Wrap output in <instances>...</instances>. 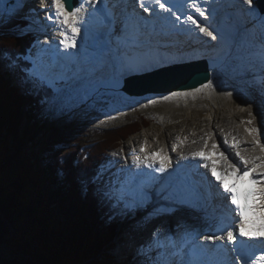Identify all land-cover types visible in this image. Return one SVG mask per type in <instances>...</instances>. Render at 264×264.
I'll return each mask as SVG.
<instances>
[{
  "label": "rangeland",
  "instance_id": "obj_1",
  "mask_svg": "<svg viewBox=\"0 0 264 264\" xmlns=\"http://www.w3.org/2000/svg\"><path fill=\"white\" fill-rule=\"evenodd\" d=\"M14 6L15 4L12 3V0H0V34L5 31L10 34L13 33V30H19L16 25L8 27V24H10L16 17L15 14H12L11 16L9 15V12L11 13L10 9ZM216 27L219 31L226 32L224 28H221L218 25ZM203 39H205V42H209L206 37ZM235 39L239 40L240 37H236ZM217 40L219 42H216L218 48L216 51L212 50L213 53H211L213 56L214 54L217 55V59L211 58L210 63L211 73H214V79L212 82L213 87L211 89H204L200 93H196L194 97L190 95L188 97H174L170 100H164L162 98L168 96L170 93L152 94L151 96H145L144 99L140 100L138 98L129 97L131 95L126 94L121 88H119V83L124 79L123 75L129 71V65H123L122 62H128L130 60V54L134 53V50L133 52L131 51V53L130 50L125 51L124 49H119V54L111 59L107 58V54H104L102 51L100 53L104 56L96 53L93 56L95 59H101V57H103L105 58V61L107 60L105 63H101L102 65L100 64V66H104L103 68L105 70L101 74L106 78L104 80H94L93 82L91 79L94 78V76H92L94 74L90 73L87 75H89L88 78L91 77V79L74 81L73 84L69 86L65 85L64 87L59 88L54 87L52 98L49 97L47 99L45 97V99L42 100L40 113H38L36 120L32 121L29 118L23 119L20 129L26 128L27 130V128L30 129V127H32V131L30 134H27L23 143H21V151L16 149L12 153L14 155H23L26 158L25 160L27 163L30 165L31 170L34 169L37 172V165L34 166L33 163L41 166L44 165V156L41 155L42 157H40L39 152L41 147L45 146L47 143L51 146L52 139H61L52 150L53 153H57V151H63V146H69L71 144L74 146L81 144V142L97 144L102 141V138L100 137L102 130L122 129L124 128L123 126L128 125L132 121H137L136 126L138 127L137 132L130 133L127 139V141L129 140V143H131L134 138H138L141 133L140 131L143 130L145 133L144 137L153 136L155 137L154 140L156 144L157 141H160L159 143H163V146L167 148V143L173 144V134L176 133L180 127L187 126V129H189L190 132H192L191 134L194 135L196 132H205L206 130L204 129L207 125L211 124L212 118L217 114L218 117H214L215 122L218 120V123H221L222 120H225L224 122L227 124L229 123L231 129L239 130V133L243 135L244 125L246 126V124L243 125V122H240L239 120L242 112L236 108L238 105L236 104V101L238 99L244 100L245 98L249 107H254V105L257 107L260 106L264 110V101L257 99V97H262V94L256 93L253 90L254 84L251 80L252 70L250 69V67L253 66V58L244 52L243 49L238 47L237 44L230 45L227 43L226 38L222 40L221 38H218ZM94 43L95 42H93V44ZM102 45L107 44L102 43L101 46ZM91 47H93L92 44ZM97 48L98 51H100L99 47ZM208 49H210V47ZM0 50V77L11 82L10 76H12V86H14L16 90L18 89L16 92H18L19 95L24 96V88L22 89V86L29 78H25L23 67L20 62L13 59L9 54L4 53L6 51H3L2 48H0ZM199 51L202 52V50ZM139 52H137V55L140 54ZM92 53H95V51ZM189 58L198 59L203 57L200 53H196V55L193 53ZM31 59L36 61L30 51L25 57V60L30 63L32 61ZM113 61L114 65H110ZM33 69L35 70L37 67ZM88 69L98 71L94 67ZM10 71H13V73ZM33 75L35 74H33L32 71H29L27 77ZM32 82L36 83L35 80ZM40 86L41 84L38 83L37 87L40 88ZM34 87H36L35 84ZM191 91L192 89L187 90V92ZM229 93H231V95H228ZM150 100H155L156 103H149ZM220 109H222V111L219 112L218 110ZM234 114L239 119H236L235 116L231 118ZM228 117L229 120H227ZM146 126L149 127L144 130V127ZM147 133L149 135H147ZM161 134L163 135L160 138ZM157 135L159 136V139H157ZM166 139H168L169 142L165 141ZM125 142L126 140L118 141L116 144L117 147L115 148L116 151L120 150ZM216 144H219V142ZM232 149L235 151L234 148ZM253 150L257 151V148H254ZM110 151L107 152L106 150L103 157L96 164L92 182L96 180L97 171L107 162L104 160L100 163V161L102 159L110 158ZM113 152L114 151H112L111 154ZM35 153L38 154V156H36ZM34 170L32 171L33 173ZM38 176L40 178V175ZM94 187L92 186L91 193L95 199L96 206H101L103 208L101 209L103 212L101 213L100 219H97L95 222L99 234L101 235L102 233L103 237L101 242H99L98 252L94 258L104 261L111 260L109 262L112 264H120V260L115 259V253L112 249L108 248L111 242L114 244L113 230H115L113 226L109 224L111 220L105 221L104 219L105 215H107V211H104V206L106 205V207H108V202L105 201L104 196L99 197L101 194L98 193V195L96 193L98 191L97 189L95 191ZM43 189H41L42 196L45 195ZM119 210H112V214L117 217L113 218V220H121L128 216H124V212L123 216H120L122 215V211H120V213ZM127 211L128 214L130 213L129 211H135L137 214V209L134 208V205L127 207ZM160 212L161 210L157 209V207L151 209V211L148 210V208L144 211L147 223L144 225L139 224L140 227L138 230L141 234L145 228L151 227L149 228V231L153 234L155 229L161 227V222L159 221L156 224L150 223L151 220L157 221ZM156 213L158 214L156 215ZM178 214L179 217H182L180 213H176L172 218H176ZM135 233L133 234L134 239L136 238ZM11 237H13V232L9 230L6 238L10 239ZM124 240L125 242L123 241V244H126L128 241L127 238L125 237ZM120 247L121 246L119 245L118 250ZM25 258L26 257H24L22 253L13 251L7 243L2 242L0 244L1 264H28ZM88 262H93V258L89 259ZM124 262L128 264L127 261Z\"/></svg>",
  "mask_w": 264,
  "mask_h": 264
},
{
  "label": "trees",
  "instance_id": "obj_2",
  "mask_svg": "<svg viewBox=\"0 0 264 264\" xmlns=\"http://www.w3.org/2000/svg\"><path fill=\"white\" fill-rule=\"evenodd\" d=\"M31 41L20 30L0 34V48L21 63L26 79L25 57ZM23 88L24 96L0 77V244L5 242L22 253L28 264H112L94 258L103 237L95 222L103 208L96 206L89 180L107 148L137 132V121L122 129L102 130V141L97 144H71L57 153L52 150L61 139H52L51 146L41 147L44 165L33 163L38 168L33 173L26 158L12 152L21 151V143L32 131V127L20 129L23 119L36 120L42 100L52 98L53 90L34 87L30 78ZM107 206L104 219H111L114 228L113 218L117 217ZM9 230L13 232L10 239L6 238ZM91 258L93 262H88Z\"/></svg>",
  "mask_w": 264,
  "mask_h": 264
},
{
  "label": "bare ground",
  "instance_id": "obj_3",
  "mask_svg": "<svg viewBox=\"0 0 264 264\" xmlns=\"http://www.w3.org/2000/svg\"><path fill=\"white\" fill-rule=\"evenodd\" d=\"M89 1H92V0L82 1L81 4H79L77 6V7H82V11L79 13L78 27H79L80 31H79V34L76 36L77 39L75 40V45L78 46L77 50H81L80 48H82V47L83 48L87 47L93 52V51L98 50L97 47H99V46L95 45V43L97 42V40H95L96 38H94V39L89 38L90 34H92L93 31L90 32L92 28L90 29L87 27H91L95 22L94 19L92 20V18H93L92 13H87L89 15H86L85 10L87 9ZM237 2L241 3L243 7H241V4H238ZM50 3H51V1H50ZM29 6L30 7L28 9V13H30L32 16L38 18V15H37L38 14V6L36 5V3H34V6L33 5H29ZM236 7H238L237 10H236ZM253 7H257L255 0H253ZM27 8H28V6H27ZM247 8H248V6L243 4L242 0H238V1H236V0H217L215 10L213 12L208 10V12L210 13V14L209 13L206 14V18H208V19L203 20L204 21L203 25L205 27H207L209 29V31L213 32V34L216 36V39L213 40L210 37L211 42L210 41L208 43L205 42V39H203V38H204V36L206 38H208V36L205 35L204 33L200 32L199 29H198V31H195V33L193 35L191 34V37H195V38L200 39L199 46H200V50H202V52H200L199 49L196 50V48H193V50L192 49H178L177 50L176 49L177 47H179L185 43V41H182V39L178 40L179 41V43H177L178 45H175L173 47V49H171V50L167 49L166 51H160L158 49V47L159 46L163 47V46H161L159 44L156 45V47H155L156 49L153 46L149 47L150 44H148L146 40H150L152 43L156 42V40L158 39L157 37H159L157 35L163 34L162 30H160V29L147 30L146 34H145L144 29L141 25L138 26L134 23H132L131 25H128V24H125L124 21H121L120 15L116 14V15L112 16L113 24H116V25L119 24L120 25V26H116V30H114V33L116 36L115 37V44H118L117 48H119V46L122 43V44H125L126 49L130 50V52L131 51L133 52V50L135 51L134 53L131 52L132 54H130V60H129L130 62L129 61L128 62H125V61L122 62L123 65L124 64L129 65V71H127L123 75V78H125L126 76L133 74V73L153 70V69H156L158 67L168 65L170 63L187 62V61L196 59V58H193V59L189 58L193 55V53H194V55H196V53L200 52L201 56L203 58L204 57L207 58L209 63H211V58H215V55L213 56V54H211V53H213L212 50H215V46H216V49L218 48V46L216 45L217 43H219L217 39L221 38V40H222V39L226 38L227 43H229L230 45H232V44L236 45L237 44L238 47L243 49V51L249 50L251 52L250 57L255 60V62L253 63V66L252 67L249 66L250 69L252 70V72L254 73V75H252L251 80H252V82L257 84V85H254V87L260 86L264 90V33H263V31L258 29L256 25L253 26L250 23H248V31L242 27H241V29H239V27H238L240 25V22H241L239 20L240 18L241 19L243 18L244 20H247V19L252 20L253 15L255 17H257L256 14L249 13ZM231 14L234 17H232ZM88 18H91L89 20L90 25H87V22H85V21H87ZM203 18H205V17H203ZM234 18H236V19H234ZM255 19H257V18H255ZM40 21L42 22V19ZM51 22L52 23H51L50 29L51 30L54 29L56 31L55 32L53 30L54 31L53 34L56 37H59L60 39H62L59 36V32L64 30V29L62 28V26L59 25V22L56 20L55 16H52ZM220 22H222V23H220ZM219 23L222 25H220ZM36 24L38 26L41 25V29L43 31H45V29H46L45 26H43L40 23H36ZM34 25H33V27H34L33 31L37 32L36 30H38L39 27L34 26ZM217 25L221 28H224V30L226 32L219 31V29H217V27H216ZM8 27H11V25H9ZM52 27H53V29H52ZM189 32L191 33V31H188L186 34H188ZM136 33H139L138 38L136 37ZM69 35H71L70 32H69ZM236 37H240V39L236 40L235 39ZM164 38H169V37L164 36ZM178 38L179 37L173 38L171 41L176 43ZM93 42H95V43L93 44ZM91 44L93 45V47H91ZM60 45L63 46L62 49H65V50L68 49V48H65L62 43L57 44L56 42H53V49L55 50V52L57 54L61 53V51L59 50ZM102 46L103 47H99V50L106 53L105 52L106 49H110L111 44H107L105 46L102 45ZM209 47H210V49H208ZM69 49H71L70 51L68 50L69 52L65 51V52H63V54L64 55H72L73 54V50H72L73 48H69ZM89 49H86L85 52L91 53V51ZM35 51L38 53L39 57H44L46 55L45 53H41L39 50V47H37V46L35 47ZM137 52H139L140 54L137 55ZM117 54H119L118 50L116 53L112 54L111 56L107 55L108 56L107 58L111 59L112 57H115ZM208 54H210V55H208ZM261 58H263V59H261ZM102 61L103 60L95 61L96 63L94 65V67L98 70V73H97L98 75L94 76V79L92 80L93 82H94V80L98 81L100 79L104 80L106 78L105 76H103L101 74L102 72L105 71L103 68L104 66L103 67L100 66V64L103 63ZM45 63H46V61H45ZM75 64H77V62ZM251 64H252V62H251ZM41 68H43V67L41 66ZM46 68L51 69L50 64H48V66ZM84 69H85V67L82 68L83 73L87 74V71H85ZM10 72L13 73V71H10ZM40 72H42V71L40 70ZM10 77H11V82H12V76H10ZM109 77H110V75H109ZM213 79H214V75L211 78L212 82H213ZM30 80L34 81L35 79H34V77H30ZM123 81H124V79L121 81V83H119V88H121V89H122ZM11 82L8 81L9 87L11 86V88L15 90V87L12 86ZM32 83L36 85V88H39V87H37L38 86L37 83H35V82H32ZM22 89H23V86H22ZM175 92H181V91H175ZM170 93H172V92H170ZM152 94L156 95V94H165V93H151V94H146L143 96H129V97L138 98V99L142 100V99H144L145 96H151ZM236 104H238L236 108H238L239 111H240V108H239L240 106L242 108H244V106L249 107L247 104V101H245V98H244V100L238 99ZM251 107L252 106H250L249 109ZM218 111L220 112V111H222V109H220ZM234 116H235V114L232 115L231 118H233ZM243 116H244V113H241L240 117L242 118ZM245 117H247V116H245ZM235 118L237 119L238 117L235 116ZM263 119H264V117H263ZM227 120H229V117ZM222 121L224 122L225 120H222ZM240 122H243V121L240 120ZM247 126H250V125L247 124ZM212 127H213L214 131L212 129H209L208 127L205 129L208 132L206 135L209 139H211L213 134H215L214 132L217 130L214 128V126H212ZM227 127L231 130V132H233L234 136H236L238 133L239 139H237V141L241 142L239 144H243L242 147L250 148V146L253 143H251V141H249L248 143L242 142V140H243L242 136L243 135H241L239 133L240 132L239 130L231 129V126L229 125V123L227 124ZM252 128L258 129L256 123L253 124ZM221 131H222V129H219V132H221ZM182 134L183 133L181 131L174 133L173 139H176L177 137H179L182 140L184 137ZM162 135L163 134H161L160 138L162 137ZM244 137L247 138L246 136H244ZM143 139L145 140V145L142 146L143 147L142 151H146L145 154H147V156H145L144 153L141 151L143 154H141V153L136 154V157H138V158H135L136 162L144 161L146 163V165L149 166V165H152L153 163H157L156 161L162 162L163 160H168V157L172 154L171 148L169 146L170 143H167V148H166L165 146H163V143H159L160 141H157V144H156V142L154 140L155 137H153V136L152 137L151 136L143 137ZM165 141H167V139ZM138 142L141 143V141H139V140H138ZM181 142H183V140ZM222 143L225 144L224 141H222ZM180 145H181V143L179 142V146ZM235 147L236 146L234 145L232 148H235ZM214 152L216 153V151H214ZM154 153H158V155H153ZM231 155H234V153L232 152ZM149 157H153L154 159L149 160L150 159ZM184 157H186V156H184ZM113 161H115L116 164L119 165V160L117 158H114ZM237 161H239V158H237ZM109 163L110 162L108 161L107 164H109ZM260 177H262V175H260ZM175 178H177V177H175ZM180 178H182V177H179V179ZM102 179L105 180L104 181V183H105L106 180L108 179V171H104L99 176V178L96 179V182H100V181H102ZM159 181H161V178L159 179ZM262 185L264 187V181L261 183V186ZM96 187H97L98 192H101L100 189L104 188L103 186H101L98 183H96ZM126 189L129 190V188H126ZM208 190L209 189H207V191ZM98 192H96V193L98 194ZM165 192L168 193L169 190H166ZM105 193L108 194V196H107L108 200L107 201H108V204L110 206L111 211L124 208V209H126L124 211V216L128 215L127 217L122 218L121 220L115 219L113 221L114 226H115L114 227L115 230H113L114 231V236H113L114 244L111 242V244H109L108 248L112 249V251H115V255H116L115 259L120 260V262H121L120 264H126V262H124V261H127L128 264H163L164 262H167L169 264H173L174 259L172 257H170L168 259L165 257H161V254L158 253V249L153 248L150 245L153 241V234L150 233V231H149V228H151V227L145 228L143 230L142 234L138 230L140 227L139 224L144 225L145 223H147V219H146V215L144 214V211H146L147 208L149 210L148 205L149 204L151 205V203L148 201L144 202V198L146 199V197L142 196L141 198H138L136 195L124 196L123 194H121V196H120L119 194H114L113 190H111L110 188L105 189ZM208 193H209V195L212 196V201L207 200V199H203L202 203L204 206L203 207L204 210L203 209L200 210V206H197L195 210L199 211V213H201V211H206L208 213H211V212H214V210L212 208L215 205L218 207V210L216 212L223 213L225 211L224 210V206H225L224 201H221L211 191H208ZM165 195H167V194H165ZM169 196L171 197V204H170V208L168 211L172 212L175 205H177V204H176V201L174 200V198L172 197V195L169 194ZM99 197H100V195H99ZM135 202L136 203L143 202V203L138 204V205H134V208L137 209V214L135 211H129L130 213L128 214L127 213L128 212L127 207H129L130 205H133ZM262 211H264V209H262ZM119 212H120V210H119ZM178 212H179V209H177L175 211V214ZM161 213H162V211L160 212L159 218H157V221L151 220L150 223L156 224L158 221L161 222V220H162V218L160 217ZM170 215H172V217L175 216L173 213H170ZM120 216H123V211H122V215H120ZM152 218H153V216H152ZM261 219H263L262 221H264V215ZM261 219L256 218V222H258V220H261ZM109 220H111V219H109ZM173 220H176L177 223L179 224L184 219H182L178 215V216H176V218H173ZM226 221H229V220L225 219L224 222L226 223ZM249 224H251V223H249ZM160 225H161L160 229H162V230H163V228L165 229V225L162 224V222ZM246 226H248V224ZM134 233L136 235L135 239L133 237ZM125 234H127L129 237ZM125 237L127 238L128 241L126 242V244H123V241L125 242V240H124ZM119 245L121 247L118 250Z\"/></svg>",
  "mask_w": 264,
  "mask_h": 264
},
{
  "label": "snow or ice",
  "instance_id": "obj_4",
  "mask_svg": "<svg viewBox=\"0 0 264 264\" xmlns=\"http://www.w3.org/2000/svg\"><path fill=\"white\" fill-rule=\"evenodd\" d=\"M154 3L159 6L160 9H163L167 12H171V9L168 7L167 3L162 2V0H154ZM242 3L247 5V10L250 13L256 14L261 21H264V12H262L258 7H253V0H242ZM259 3V0H257ZM52 7L54 8V16L56 20L59 22V25L62 26L64 30L59 32V36L62 38L61 43L64 45L65 48H74L76 36L79 34V13L82 11V7H75L69 11V7L71 5L66 6L64 0H51ZM141 7H144V0H140ZM191 7L195 8L197 12H199L202 16L205 13L200 9V7L196 4V0H193ZM145 12L150 11L149 8H144ZM48 19L51 20L52 16H48ZM187 19L192 21L194 24L197 25L200 32L204 33L208 37H211L213 40L216 39V36L213 32L209 31L207 27L201 26L192 16H187ZM69 32L71 35H69ZM213 87L212 81L209 80L207 83H201L200 87L192 88L191 92H172L168 96L162 97L164 100H170L174 97H188V96H195L196 93L202 92L204 89H211ZM228 95H231L229 93ZM149 103L155 104V100H150ZM247 123H252L251 120L247 121ZM252 133H257L258 129L251 128L249 129ZM233 144L237 147V151L234 154L235 157H239L238 163H240L241 167L244 168V173L247 174L252 172L255 174V169L264 165V157H254L252 159L247 158L239 151V145L236 143V138L233 137ZM254 145H259L261 149H264V144H260L258 138L254 136L253 139ZM207 147V145H205ZM218 145H213V148H217ZM143 150V147L142 149ZM153 155H158V153H154ZM194 156L203 157L205 160H211L210 156H205L203 151L193 153ZM223 156V153H220ZM225 159H227L225 157ZM251 165V167H248ZM151 166V165H149ZM167 167L166 164L161 162L160 169L163 170ZM229 169H236V165L229 163L227 165ZM211 173L215 176L216 180L220 181L221 185L223 186L224 191L229 194L230 196V203L234 205L233 213L238 214L239 223L233 224L229 228H221L220 231H226V237L229 241L236 243L238 236L245 237L249 240H259L264 243V226L259 228H255L252 230H248L246 225L249 223L250 220V213L254 214L257 209H264V188L260 190L255 189H246L243 194V203L241 202V193L237 191L235 185H229L225 179L224 175L217 174V169L215 166V161H212ZM254 183H259V181H254ZM224 240L225 236H216L210 235L206 236L205 240L215 241V240ZM244 248V245H241ZM251 247V245L247 246ZM242 255L246 256V259L242 261V264H264V250L261 251L259 256L255 258L248 257L245 252L241 253Z\"/></svg>",
  "mask_w": 264,
  "mask_h": 264
},
{
  "label": "water",
  "instance_id": "obj_5",
  "mask_svg": "<svg viewBox=\"0 0 264 264\" xmlns=\"http://www.w3.org/2000/svg\"><path fill=\"white\" fill-rule=\"evenodd\" d=\"M80 0H64L69 11L79 5ZM258 8L264 12V0H255ZM211 79V69L207 58H198L187 62H174L153 70L133 73L124 78L122 90L131 96H143L151 93H170L187 91L200 87Z\"/></svg>",
  "mask_w": 264,
  "mask_h": 264
}]
</instances>
